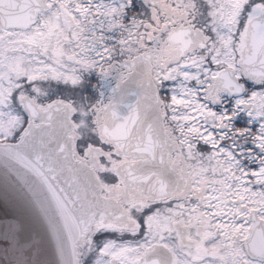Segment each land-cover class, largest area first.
Listing matches in <instances>:
<instances>
[{"label":"flooded vegetation","instance_id":"1","mask_svg":"<svg viewBox=\"0 0 264 264\" xmlns=\"http://www.w3.org/2000/svg\"><path fill=\"white\" fill-rule=\"evenodd\" d=\"M27 1L0 0V142L68 110L73 158L109 210L76 241L78 264H264V0H45L34 20ZM143 81L164 155L78 132L75 108L97 125Z\"/></svg>","mask_w":264,"mask_h":264},{"label":"water","instance_id":"2","mask_svg":"<svg viewBox=\"0 0 264 264\" xmlns=\"http://www.w3.org/2000/svg\"><path fill=\"white\" fill-rule=\"evenodd\" d=\"M256 49L264 57V43ZM256 63L263 64L256 76L264 78V58ZM159 103L146 81L138 91L127 88L103 107L99 130L122 152L153 163L170 148ZM45 118L46 124L28 125L17 142L0 143V264H78L75 242L92 222L109 217L99 180L72 157L67 110L51 108Z\"/></svg>","mask_w":264,"mask_h":264},{"label":"rangeland","instance_id":"3","mask_svg":"<svg viewBox=\"0 0 264 264\" xmlns=\"http://www.w3.org/2000/svg\"><path fill=\"white\" fill-rule=\"evenodd\" d=\"M81 111L85 112V114H82ZM75 112H76L75 113V120H78V122H79V120L82 119V121H83V125L82 126L81 125L77 126L78 127V132L80 134H82V130L84 129L85 132H86V133L84 132V134H83L84 137L87 136L88 134H92L93 133V127H92L91 116L88 115L89 110H86V109L78 110V109H76Z\"/></svg>","mask_w":264,"mask_h":264}]
</instances>
